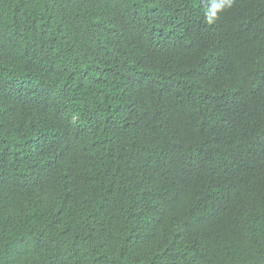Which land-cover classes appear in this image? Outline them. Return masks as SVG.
<instances>
[{"label": "trees", "instance_id": "1", "mask_svg": "<svg viewBox=\"0 0 264 264\" xmlns=\"http://www.w3.org/2000/svg\"><path fill=\"white\" fill-rule=\"evenodd\" d=\"M0 0V264H264V0Z\"/></svg>", "mask_w": 264, "mask_h": 264}, {"label": "clouds", "instance_id": "2", "mask_svg": "<svg viewBox=\"0 0 264 264\" xmlns=\"http://www.w3.org/2000/svg\"><path fill=\"white\" fill-rule=\"evenodd\" d=\"M231 7V0H213L210 10L206 13L207 22L211 24L217 14Z\"/></svg>", "mask_w": 264, "mask_h": 264}]
</instances>
